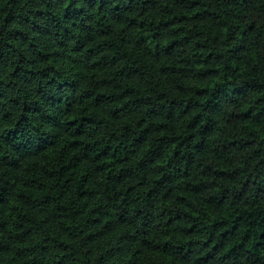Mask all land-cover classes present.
Masks as SVG:
<instances>
[{
  "label": "clouds",
  "instance_id": "1",
  "mask_svg": "<svg viewBox=\"0 0 264 264\" xmlns=\"http://www.w3.org/2000/svg\"><path fill=\"white\" fill-rule=\"evenodd\" d=\"M0 264H264V0H0Z\"/></svg>",
  "mask_w": 264,
  "mask_h": 264
}]
</instances>
